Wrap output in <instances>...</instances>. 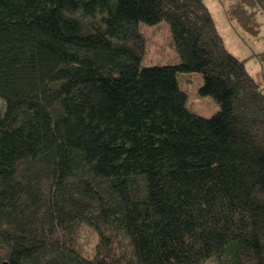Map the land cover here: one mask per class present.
I'll return each instance as SVG.
<instances>
[{"label": "trees", "instance_id": "1", "mask_svg": "<svg viewBox=\"0 0 264 264\" xmlns=\"http://www.w3.org/2000/svg\"><path fill=\"white\" fill-rule=\"evenodd\" d=\"M222 2L264 37V0ZM161 21L181 61L145 66L134 32ZM247 59L206 0H0V264H264V84ZM196 71L213 116L180 88Z\"/></svg>", "mask_w": 264, "mask_h": 264}, {"label": "rangeland", "instance_id": "2", "mask_svg": "<svg viewBox=\"0 0 264 264\" xmlns=\"http://www.w3.org/2000/svg\"><path fill=\"white\" fill-rule=\"evenodd\" d=\"M212 10L219 30L222 32L227 46L239 57L248 58V69L258 80L264 84V56H256L264 50V37L258 39L252 35L240 34L232 25L226 15L225 5L222 0H206ZM133 43L143 49V65H174L181 61V57L173 44L171 26L166 21L159 24H146L140 22L134 32ZM179 85L188 93L187 106L197 114L210 117L221 110V104L212 95L204 96L200 92L205 82V76L199 71L180 73ZM4 108L3 99L0 97V109ZM83 243L88 253H93L98 234L90 226L82 230ZM206 264H214L208 261Z\"/></svg>", "mask_w": 264, "mask_h": 264}]
</instances>
